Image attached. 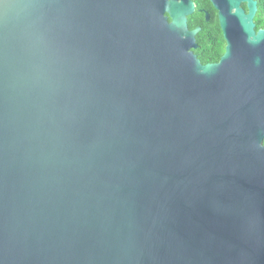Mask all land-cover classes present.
<instances>
[{
  "label": "water",
  "instance_id": "water-1",
  "mask_svg": "<svg viewBox=\"0 0 264 264\" xmlns=\"http://www.w3.org/2000/svg\"><path fill=\"white\" fill-rule=\"evenodd\" d=\"M211 1L203 65L192 0H0V264H264V30Z\"/></svg>",
  "mask_w": 264,
  "mask_h": 264
},
{
  "label": "flooded vegetation",
  "instance_id": "flooded-vegetation-1",
  "mask_svg": "<svg viewBox=\"0 0 264 264\" xmlns=\"http://www.w3.org/2000/svg\"><path fill=\"white\" fill-rule=\"evenodd\" d=\"M181 1V0H179ZM195 10L187 15V23L190 31L198 30L194 35L196 45L190 47V51L205 64L219 63L225 52L227 41L220 22V11L211 0H192ZM258 9L254 15L255 30H264V11L261 0H256ZM240 6L249 13L248 2L242 1ZM168 21H172L170 13L165 12Z\"/></svg>",
  "mask_w": 264,
  "mask_h": 264
},
{
  "label": "trees",
  "instance_id": "trees-1",
  "mask_svg": "<svg viewBox=\"0 0 264 264\" xmlns=\"http://www.w3.org/2000/svg\"><path fill=\"white\" fill-rule=\"evenodd\" d=\"M261 4H262V9L264 11V0H261Z\"/></svg>",
  "mask_w": 264,
  "mask_h": 264
}]
</instances>
